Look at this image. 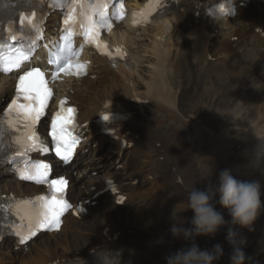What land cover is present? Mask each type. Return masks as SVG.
<instances>
[{"label":"bare ground","instance_id":"bare-ground-1","mask_svg":"<svg viewBox=\"0 0 264 264\" xmlns=\"http://www.w3.org/2000/svg\"><path fill=\"white\" fill-rule=\"evenodd\" d=\"M19 1L4 0L6 4L11 2L18 3ZM178 1L179 8L167 19L153 22L148 27L142 29L131 30L125 26L123 29H127V31H122L121 27L123 26H120L115 35H113L116 42L124 43L130 50V53H132L134 67L139 68L144 62L150 61L152 69L149 72L151 77L146 81L147 91L145 94L139 96L135 93V86L140 85V83L131 82L128 75H120L116 78L117 74L112 69L105 68L104 74L98 68L97 72L101 73L99 79L82 80L81 87H76V89L79 88L76 95L83 101L84 105H94V109L89 114H94L98 109L103 108L102 97L98 99L94 97L99 95L98 92L104 89L105 84L113 85L128 99L141 98L147 102H151L146 97L148 95L155 100V103H148L145 106L147 110V123H143V125H153L149 126L147 131L140 136L135 133L133 139L136 140L137 144L143 145L144 148L146 147V143H156L159 146H163L165 143L168 145L166 152L168 156L167 162L169 166L174 168L175 172L172 169H163L160 165L156 173H159V175L153 181L157 179V182H160L156 184L162 188L159 191L160 194H163L167 187H172L171 190L173 192L178 191L175 199L180 201L181 208L177 213L180 219L184 221L183 226L186 227V225L191 226L190 220L193 216L191 210L182 211L185 207L183 198L186 192L193 185L198 189L204 190L210 182L215 183L218 178L219 169L227 163L226 156H223L219 161L216 156L212 155L210 151L212 141H210L209 136L203 132L201 134L198 132L200 130L198 127L201 123L207 128L214 129L224 124L227 120L221 117L216 118V116H221L233 108L239 109L242 111L244 117L236 125L239 127L243 126V129L240 131H243L242 141L244 145L248 141V137L256 135L257 144L261 143L262 150H264V38L261 36L264 33V19L261 17L264 16H253L254 7L264 10V4L257 2L252 3L256 4V6L247 5L246 7L236 9V15L232 21L233 26L226 27L227 25L224 24L227 22L221 19L217 20L222 23L221 27H219V25H205L203 18L201 22H198L200 25H195V22L191 20L193 15L203 14L207 5H210L215 0ZM247 17L249 19L253 18L246 20ZM256 17L259 18L257 19ZM255 27H260V29L255 31ZM213 28H217V35L215 34L211 38L210 34L214 33ZM137 32H144L149 36L147 46L150 48L142 50V55L148 53L147 58H144L145 56L142 55L136 56L131 48L132 37L136 36ZM164 37L165 39L163 40ZM233 37L235 38L234 40L232 39ZM118 71L124 74L127 70L119 66ZM3 81L4 77H0V98L6 95L5 86H8L4 85ZM208 83L211 84V87L205 88L204 84ZM107 97L114 100L121 99V95L116 90H111L107 94ZM156 100H161L165 106ZM200 102L203 104L198 105ZM170 106H174L176 112L170 109ZM191 112L201 114L200 124L187 123L182 119L187 118ZM204 112H208V116H205ZM260 122H263V125H259ZM164 124H167V127L161 129L164 127ZM154 126L157 128L153 129ZM249 126H251L250 131H248ZM240 131L238 132L240 133ZM240 151L246 157L244 158L242 154V157L239 156L242 164L237 167V174L233 175L237 180H241L242 178L241 176L238 178L236 175H238V172L243 171L244 160L248 162L252 161V152L246 153L242 149ZM257 152L259 153V151ZM156 153L158 151H154V154ZM93 166L99 167V163L93 162ZM128 166L126 165L125 167L127 168ZM119 171L117 170L112 174H116ZM178 176L186 182L183 185L187 188L185 191L179 182L177 184L172 182V179ZM116 178L122 182L121 188H123L124 194L129 196V198L127 197L122 206L114 204L109 195L99 206L94 207L89 205L86 215L87 219L80 227L87 226L88 230L92 229V232L93 228H100L102 226L110 229L107 232L108 236L93 233V239L87 242L89 248L94 249L97 246L101 247L104 245L110 249H116V257H119L120 264H148L149 257L147 254L143 256L130 254L129 250L131 246L138 243L134 241L132 236L124 235L122 239L117 233L111 235V232L113 230H121L123 224L135 227L139 225L147 227V222L145 221L146 215L131 212L130 210L131 206L135 207L138 205L134 203L136 200H139L140 206H143L150 190L147 188L140 191V187L133 188L129 183L134 176L128 169L121 171L120 174L116 175ZM253 180H258L261 183L262 189H264V170L259 178ZM5 185L8 186L9 191L14 186L18 187L19 190H29L28 185L14 181H7ZM162 185L166 187H162ZM0 192L3 193V190H0ZM80 195V193L76 195L74 193L73 198L79 199ZM261 199L264 201V191H262ZM126 209L128 211H124ZM116 212L117 218L112 217ZM221 213L226 221L231 220L228 211L222 209ZM261 213H264V211ZM67 219L69 224L74 223V220ZM258 220H263V217L258 216L252 226L253 231H249L240 225L229 224V227L232 229L238 228L235 232L236 240L241 247L242 244L249 245L250 241L255 237L264 234V230L262 229L263 223L256 225ZM151 222L153 225H158L156 227L164 230L159 225L160 219H151ZM217 234L214 239L211 236L214 242L217 239L218 242L221 241L220 236H217ZM142 237L144 242L148 238L150 242L157 245L162 243L169 244L171 249H177V245L180 242V238H176L169 233L161 234L160 231L158 233L145 234ZM115 238L117 239L114 240ZM68 243L72 244L70 240H64V237L57 238L55 242L51 240L45 241L40 247L41 251L34 252L35 257L33 258L36 260L41 259L43 255L45 256L46 252L63 256L62 250L65 252L72 250V247L65 246ZM4 245L7 249L4 248L5 250L0 251V264H12L15 262V259L11 258V254L13 253L7 239H5ZM262 249H264V246H262ZM166 256L167 254L161 255L159 264H166ZM116 257L113 258L112 264H114ZM155 262L154 264H156ZM25 264L34 263L31 259H26ZM149 264H152L151 261Z\"/></svg>","mask_w":264,"mask_h":264},{"label":"snow or ice","instance_id":"snow-or-ice-1","mask_svg":"<svg viewBox=\"0 0 264 264\" xmlns=\"http://www.w3.org/2000/svg\"><path fill=\"white\" fill-rule=\"evenodd\" d=\"M76 2H78V0H74V3ZM98 7L101 9L100 21L97 22L92 19L91 16H88L86 17V23L81 22V28L88 42L95 43L98 48H104L105 46L99 42L98 37L100 27L106 23L104 9L107 8V0H99ZM221 10H223V8ZM120 11H123L122 7ZM25 19L26 17L22 15L20 23L23 24ZM76 22L75 8L73 7L64 20V24L67 26V35L63 37L65 41L72 36V29ZM108 26L110 27V25ZM11 39L14 40L16 37L13 35ZM66 51L68 55L63 57L66 61L65 66L59 65L61 59L59 55L56 58L58 71H63L65 73L75 72L79 74L84 70L85 66L78 63L73 64L72 57L75 53H72L70 48L66 49ZM27 59H29V53L24 50L23 45L12 47L10 44L5 45L0 43V71L6 73L10 72L14 68H19L21 63ZM50 96L51 92L45 87L44 75L39 68H35L31 72H27L20 77L17 97L12 101L6 113V115L16 113V118L14 120H8L9 127L14 131H19L17 126L21 123L23 124L24 131L15 139V143L20 148L17 155H25L28 151H33L42 147L39 137L35 132V125L44 115ZM21 97L25 101L24 103L19 102ZM72 111V109L62 108L61 111L57 112L52 118V136L57 144V155L62 156L65 160L71 155L72 147L77 142L76 138L72 137L70 134L72 117L71 115H66V113H71ZM105 119L108 118L105 117ZM16 171L22 180L35 181L40 184L47 183L53 193L51 198L44 196L38 197V203L35 205L29 200H20L16 202V210L20 211L23 209L25 216L29 220L30 230L33 227H58L60 224V216L69 207L67 202L62 199V196L58 198V194H62L63 192V185L66 181L55 179L49 181V166L41 162L25 161L24 166L17 167Z\"/></svg>","mask_w":264,"mask_h":264},{"label":"clouds","instance_id":"clouds-1","mask_svg":"<svg viewBox=\"0 0 264 264\" xmlns=\"http://www.w3.org/2000/svg\"><path fill=\"white\" fill-rule=\"evenodd\" d=\"M233 3L234 0H230L231 6ZM261 196L262 186L258 180H237L229 169L221 170L216 182H210L204 190L193 185L183 198L185 207L182 210L193 212L191 226L184 227V221L177 215L173 216L176 222L170 228L174 237H182L190 244L166 256V264H216L224 255L223 246L215 244L211 249L202 250L195 240L199 236L214 237L223 228H227L226 239L233 249L230 264H245V254L229 224L253 231L254 222L264 211ZM217 204L228 210L230 221L217 210ZM114 264H120L119 257L114 259Z\"/></svg>","mask_w":264,"mask_h":264},{"label":"rangeland","instance_id":"rangeland-1","mask_svg":"<svg viewBox=\"0 0 264 264\" xmlns=\"http://www.w3.org/2000/svg\"><path fill=\"white\" fill-rule=\"evenodd\" d=\"M143 35L148 37L145 33L141 32L139 34V36L134 38L135 45H133V47L136 46L137 50L141 49V46L138 45L139 44L138 37L142 38ZM141 41H143V40H141ZM144 42L147 43V41H144ZM207 114H208V112H207ZM188 117H190V121L200 124V120L201 119H199V116L190 113L188 115ZM227 117H229V119L224 123V125L219 126L216 129L207 128L204 125H200V128L203 129V131L205 133H208L211 136L210 137L211 141H214L216 143L214 145H211V147H215L216 148V150L212 151V153L215 156H218V160L219 161L221 160V158H223V155H225V148L223 147V142L230 141L233 145H235L236 137H238V136L241 137L243 135L242 134L243 131H240L242 129H240V127L235 124L240 119H243L242 112L239 109L231 110V112L227 113ZM233 124L236 126V128H235V126ZM233 126H234V128H233ZM249 128H250V126L248 127V129ZM238 131H240V133ZM250 140H252V139H250ZM241 143H242V141H241ZM241 143H237V146L239 147V148L237 147V149H241V146H242ZM247 146H250L249 142L247 143ZM236 152H238V154H240L239 156H241V154H242V155H244V158L246 157V155L244 153H240L241 151L237 150ZM231 153H232V156H233V158L231 159V161L229 163L231 165H230V167H226L225 169H229L231 171L232 175H234V174H237V171H236L237 165L238 164H242V162L240 161L241 159L238 157L237 154L234 155L233 152H231ZM150 162L151 161H149V163H148L149 169L153 167L152 162L151 163ZM244 162L245 163H243V171L238 172V177L239 176L242 177V179L240 181H252L253 179L259 178L262 175V172L264 170V156L260 157V158H255V160H253L251 162H248L247 160H244ZM254 162H256V163L254 164ZM227 164H228V162H227ZM252 164H253V166H252ZM247 168H249V170H247ZM144 178H145V180L148 181V177L144 176ZM156 183L157 182H153L150 187L154 191H159L161 188L159 186H157ZM262 191H264V189H262ZM226 236H227V232L224 233V239L225 240H227ZM214 238H215V236L213 237V239ZM212 242H214V240H212ZM215 242H218V239ZM261 242H264V239ZM261 242L258 243L259 246H260V247L258 246L260 248V250H261V247L264 246V243H261ZM254 246H255V243H254ZM224 248H226V246ZM248 250L250 252H254L251 249H248ZM250 252H246V253L244 252L245 257H246L245 264H264V258L255 259L254 255L252 253H250ZM226 253L227 254L223 255V260H224V262L226 264H230V259L229 258L231 256V252H228V250H226Z\"/></svg>","mask_w":264,"mask_h":264}]
</instances>
